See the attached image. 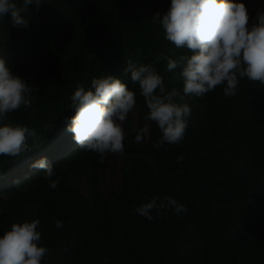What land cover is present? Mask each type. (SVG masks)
<instances>
[{"label": "trees", "instance_id": "trees-1", "mask_svg": "<svg viewBox=\"0 0 264 264\" xmlns=\"http://www.w3.org/2000/svg\"><path fill=\"white\" fill-rule=\"evenodd\" d=\"M43 2L39 9L28 7L27 27L14 25L10 13L0 19V57L35 89L31 107L7 120L38 134L29 151L0 156V235L12 223L39 219V243L49 249L42 264H264V85L244 78L234 96H226L222 85L186 97L191 115L184 139L156 148L162 134L144 119L149 110L124 69L129 61L190 55L153 21L171 0ZM242 2L248 11L264 10V0ZM154 66L169 91L182 93L183 82L167 71L166 60ZM104 75L124 81L137 99L122 122L125 151L115 153L122 164L110 169L113 176L119 170L121 181L107 191L106 153L101 159L79 149L67 131L75 115L71 95ZM145 125L148 137L136 144ZM42 157L55 169V189L43 169L16 179L29 160ZM157 195L173 197L188 211L164 210L152 221L134 211Z\"/></svg>", "mask_w": 264, "mask_h": 264}, {"label": "clouds", "instance_id": "clouds-1", "mask_svg": "<svg viewBox=\"0 0 264 264\" xmlns=\"http://www.w3.org/2000/svg\"><path fill=\"white\" fill-rule=\"evenodd\" d=\"M43 3V0H20L19 4L16 0H0V19L10 13L14 25L27 27L24 14L28 7L35 5L39 9ZM153 21L162 26L167 41L190 53L176 58L161 55L146 64L129 61L124 69L125 74L130 73L131 82L139 85L149 110L144 119L154 122L162 134L154 147L159 148L165 142L178 144L184 139L191 115L186 97L199 98L222 85H226L223 87L226 96H234L244 78L264 85V10H257L252 17L242 0H171L167 11L155 13ZM162 59L167 61V71L182 80V93L165 87L154 66ZM34 90L0 57V156L16 158L31 149L30 139L33 142L38 139L34 129L7 120L10 113L31 107ZM70 99L75 115L70 118L67 131L73 134L79 149L95 152L101 159L105 153L123 155L126 133L122 122L136 106V92L129 90L121 79L104 75L94 77L87 90L78 85ZM148 134L147 125L140 128L135 143L144 142ZM183 159L178 156L177 163ZM31 167L44 170L49 187L58 186L55 169L46 157L33 161ZM164 210L177 214L188 211L169 195H157L134 208L149 221L160 218ZM54 224L57 229L63 227L60 220ZM39 227V219L12 223L10 230L0 235V264H42L49 249L40 246Z\"/></svg>", "mask_w": 264, "mask_h": 264}, {"label": "rangeland", "instance_id": "rangeland-1", "mask_svg": "<svg viewBox=\"0 0 264 264\" xmlns=\"http://www.w3.org/2000/svg\"><path fill=\"white\" fill-rule=\"evenodd\" d=\"M257 10L255 8L251 9L249 11L250 15L252 17H254L256 15ZM134 115H137L136 113ZM33 164V160H29L27 163V166L25 169H21L20 173L17 175V179H21V178H26L30 172V170L32 169L31 165ZM122 164V159H116V155L115 153H106L104 159H103V165L105 166V172H104V181L102 184V188L105 189L106 191L110 188V187H117L120 184L121 181V175L119 173V170L117 169L116 172V176H113L110 174V169L112 168V166H117V168L119 166H121ZM5 187H7L5 185ZM4 186L2 184H0V189H3Z\"/></svg>", "mask_w": 264, "mask_h": 264}]
</instances>
